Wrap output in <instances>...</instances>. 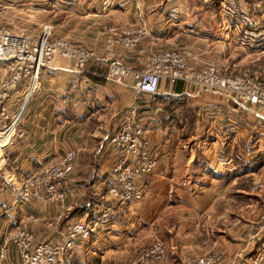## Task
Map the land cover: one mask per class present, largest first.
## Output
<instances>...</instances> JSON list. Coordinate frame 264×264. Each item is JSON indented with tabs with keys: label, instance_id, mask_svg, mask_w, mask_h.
Here are the masks:
<instances>
[{
	"label": "crops",
	"instance_id": "obj_1",
	"mask_svg": "<svg viewBox=\"0 0 264 264\" xmlns=\"http://www.w3.org/2000/svg\"><path fill=\"white\" fill-rule=\"evenodd\" d=\"M153 2L119 0L108 5L104 0H0V6L5 9L2 13L8 8L31 13L51 11L63 3L65 12L84 18L81 22L86 24L77 33L78 40L70 42L100 52H104L107 39L142 23L151 27L158 39L151 43L145 38L140 50L179 48L194 66H203L208 61L231 66L225 48L245 51L234 41L222 42L223 28L217 19L208 16L214 23V31L208 32L200 20L195 22L189 16L171 17L165 10L148 14ZM168 18H172V24ZM185 21L192 32L185 27ZM51 32L60 35L59 31ZM113 49L115 54L124 51L118 45ZM40 80L39 93L22 111L19 128L24 137L6 148L7 160L0 164V247L2 237L15 227L29 230L38 240L57 241L59 230H64L75 217L87 214L70 216L63 224L58 218L65 217L73 205L91 192L102 201L94 218L102 208L108 209L109 216L100 219L96 233L84 249L66 252L54 264H189L196 256L210 252L221 253L227 261L236 258L237 252L244 248L260 207L247 192L238 187L233 189L239 179L249 174L219 176L225 169L215 157L223 140L232 148L234 157L237 154L242 160H252L264 150V131L254 124V116L203 90L194 95L182 94L190 100L195 112L194 131L184 139L180 126L149 128L147 137L158 154L157 174L146 179L142 200L119 206L107 193L109 156L105 146L111 132L129 113L130 91L107 82L97 83L96 92L74 89L71 85L78 82V77L72 63L65 60L41 70ZM164 87L169 91L167 95L174 97L188 89L183 82ZM19 100L18 90L8 97L10 113L18 107ZM135 117L146 120L141 109ZM91 120H97L95 127L89 131L82 129L85 127L80 124L86 125ZM250 133H256L258 139L251 138ZM192 138L194 145L190 144ZM65 149L75 150L78 163L65 180L63 202L17 201V189L23 180L39 165L55 161ZM80 180L84 182L79 184ZM239 191V196H244L243 203L235 205L234 197L238 196L235 192ZM154 230L166 248L163 262H149L143 257L150 242L149 234ZM5 247L0 264H18L15 250L10 245ZM255 256L260 257L258 264H264V235L235 264H252Z\"/></svg>",
	"mask_w": 264,
	"mask_h": 264
},
{
	"label": "built area",
	"instance_id": "obj_2",
	"mask_svg": "<svg viewBox=\"0 0 264 264\" xmlns=\"http://www.w3.org/2000/svg\"><path fill=\"white\" fill-rule=\"evenodd\" d=\"M104 1L111 5L119 0ZM261 1L256 0L252 11H241L232 0L220 2L214 17L218 18V23L223 28L222 42L234 41L246 50L252 45L253 37L260 34V31L255 33L253 30L261 27L264 29ZM167 15L174 16L171 13ZM168 19L170 22L172 18ZM189 29L190 32L193 31L191 27ZM262 37L259 39H263ZM145 38L155 43L158 35L143 23L133 24L122 35L107 39L104 52H100L53 35L51 27L47 25L41 28L38 35L31 36L14 32L0 24L1 161L7 160L6 148L24 137V132L19 128L22 111L41 89V70L51 69L62 60L72 63L78 77V82L71 85L74 89L82 92L97 91L98 84L82 74V69L88 63H97L106 66L105 82L119 85L131 93L132 99L127 106L129 113L124 115L121 124L111 132L105 146V153L109 156L107 193L119 206L142 200L146 192V179L157 174L158 154L151 147L147 130L151 127L161 128L162 107L157 103L156 96L169 93L165 87L162 88L163 85H174L177 82L187 85L188 89L183 93H176L177 96L194 95L197 90L218 95L232 102L238 110L254 116V124L260 131H264V68L228 66L214 61L194 66L188 63L186 53L179 48L140 50ZM114 45L123 48L122 54H115ZM16 90L20 97L19 105L10 113L11 105L6 101ZM140 109L144 111L146 120L136 119ZM250 134L254 140L258 139L256 133ZM215 158L217 164L225 170L235 167L232 148L224 140L219 143ZM75 165V150H63L55 161L39 165L23 180L17 189L16 200L26 204L38 201L61 203L65 197V180ZM210 165L213 166L211 163ZM108 216V209L103 208L91 220L87 216H77L64 230L58 231L57 241L54 242L36 241L31 232L17 229L2 237L0 258L4 255L6 243L10 242L16 249L18 264H53L66 252L84 249L85 244L96 233L100 219ZM261 219L262 224L256 234L264 231V210ZM143 257L153 261L166 257L164 243L157 233H153ZM259 259V256H255L253 263L257 264ZM221 263L220 255H202L190 262Z\"/></svg>",
	"mask_w": 264,
	"mask_h": 264
},
{
	"label": "rangeland",
	"instance_id": "obj_3",
	"mask_svg": "<svg viewBox=\"0 0 264 264\" xmlns=\"http://www.w3.org/2000/svg\"><path fill=\"white\" fill-rule=\"evenodd\" d=\"M223 1L226 2L229 0H154L153 5L152 4L150 5V9H147V13L148 14H151V13L159 14L161 11L165 10L166 14L171 13L174 15L186 16L185 18H187L189 16L191 19H195V22L200 20L202 26H204L208 30V32H213L214 31L213 30L214 23L211 22V19L208 16H211L213 19H218V18L214 17V15L220 6V2H223ZM232 1L235 2L237 6H239V9H241V11H250V10L252 11L254 9L253 5H254L255 0H232ZM261 2H263L261 5L263 8H261V9L264 10V6H263L264 0H262ZM148 4H150V3L148 2ZM58 6H59L58 8H55L54 10H51V11H42L41 10V11L31 12V13H27L24 11H23V13L17 12L14 9L9 10V8L6 9V13H2L1 11L5 10V9H4V7L0 6V24L11 28L14 32L25 34V35H31V36L38 35L41 28L43 26L47 25V26H51V30L59 31V33H57V34H60V35H56V33H54L53 35H55V36L64 37L68 41L78 40V37H77L78 34L77 33L81 31L82 26L86 25L84 22H81L82 19H84V18L81 19L80 17H77L75 15H71V14L65 12L64 11L65 8L63 7V3H58ZM60 6H62V7L60 8ZM165 6H166V9H165ZM4 18L6 21L3 20ZM182 19H184V17ZM4 22H8V23H4ZM185 22H186L185 27H188L189 26L188 21H185ZM253 31L255 33L260 31L259 32L260 34L258 37H253L254 40L252 41V45H250V47L247 50L245 49V51H244V50L238 49L236 47H231V48L226 47L225 48L227 50V54L230 58L229 62L231 64V66L235 65L237 67H248V68H250V67L255 68L256 66H259L260 68H264V36H263L264 33L261 32V31H264V29H263V27H261L260 29L253 30ZM261 37L263 39L260 40L259 38H261ZM68 38H70V39H68ZM159 95H166V94H159ZM180 96L181 95H179L178 97H180ZM185 102H186L185 103L186 106L191 104L189 99H185ZM186 106H185V109H186ZM194 113L195 112H194V109L192 107V113H191L192 115H190L188 113L187 117H184V118L181 117L182 124L180 125V127H183V129H184V131H183L184 139H187L188 137H190L191 132L194 131V126H195V122H196V116ZM96 121L97 120H95V122H94V120L93 121L91 120L88 124H86V125L80 124V126L85 127L82 129H86L89 131L90 128L95 127ZM186 132H187V134H186ZM106 137H107V135H106ZM193 142H195V139L192 138L190 140V144H193ZM92 159L95 160L94 157ZM77 161H78V157H77V153H76V165L78 163ZM93 164H95V163H93ZM250 173L251 174L254 173V174L250 175ZM245 174H247V175L249 174V175L243 176ZM241 175L243 176V178H241L237 181V184L233 187V189L234 188L236 189L238 187L237 189L243 190L244 192H247L250 196L255 198L258 201V204L260 207V212L258 213L257 217L255 218L254 223L252 224L253 227L255 224V227L254 228L252 227V229L248 232V234L246 236L244 248L242 250H240L239 252H237L235 259L232 258L231 260L227 261L224 259L223 255L219 252H212V253L210 252L207 254H203V255H220L222 258L221 264H235L236 260L243 259L244 258V251H246L250 247H252L255 244V242H257L259 240V238L262 235H264L263 230H261V232L256 234L257 230L258 231L260 230V224H262L261 218H262V213L264 210V186H263L264 185V165H262L261 167H259L258 169L254 170V171H250L248 173H243ZM241 175H234V176H230V177L233 178V177L241 176ZM78 178H79V176H78ZM235 194H238L237 198L234 197L235 205L242 204L243 203L242 199L244 198V196H239L240 191L235 192ZM238 197H241V198H238ZM50 202H52V201H50ZM80 202H81V200L78 201V203H76L75 205H73L65 217H62V219L58 218V222L60 224L61 223L63 224L64 221L70 217V213L72 212V210L77 205H79ZM58 204H60V203H58ZM17 229L21 230L22 232L23 231L24 232H30L27 229H24L21 227H15L6 235L8 236L9 234H12ZM154 232L157 233L154 230V231H151L149 234L150 242L153 238ZM254 234H255V236H254ZM35 240L41 241V240H38L36 238H35ZM251 240H252V242H251ZM1 241H2V239H1ZM150 242H149V244H150ZM6 245H10V247H12V249H14L15 253H16V249L12 243L8 242V243H6ZM165 252H166V248H165ZM200 256H202V255H200ZM3 257H4V255H3ZM196 257H199V256H196ZM2 258H0V259H2ZM146 260L149 262H163L164 260H166V257L160 261H153L149 258H146ZM190 262H189V264H190ZM127 264H140V263L129 262ZM252 264H254L253 259H252Z\"/></svg>",
	"mask_w": 264,
	"mask_h": 264
},
{
	"label": "trees",
	"instance_id": "obj_4",
	"mask_svg": "<svg viewBox=\"0 0 264 264\" xmlns=\"http://www.w3.org/2000/svg\"><path fill=\"white\" fill-rule=\"evenodd\" d=\"M82 74L86 75L92 81L96 83L105 82L106 76V66L103 64L97 63H88L84 69H82ZM156 101L162 107V122L161 126L164 129H173L175 126H180L182 124L181 117H187L188 113L192 115V106L191 104L185 105V97H174L168 95H157ZM186 106V109H185ZM188 107V108H187ZM205 158V157H204ZM235 167L230 170H224L220 172L219 176H234L241 175L243 173H248L250 171H254L264 165V151L260 152L254 159L252 160H242L235 154L234 157ZM212 171V168H208ZM84 182L82 180L78 181L80 184ZM89 192L85 198H82L79 205H77L70 216H76L80 214H87V219L91 220L94 218L96 213L98 212V206L102 203L99 198H95Z\"/></svg>",
	"mask_w": 264,
	"mask_h": 264
},
{
	"label": "bare ground",
	"instance_id": "obj_5",
	"mask_svg": "<svg viewBox=\"0 0 264 264\" xmlns=\"http://www.w3.org/2000/svg\"><path fill=\"white\" fill-rule=\"evenodd\" d=\"M1 162H2V161H1V158H0V164H1Z\"/></svg>",
	"mask_w": 264,
	"mask_h": 264
}]
</instances>
